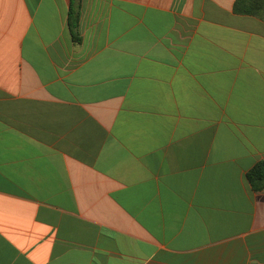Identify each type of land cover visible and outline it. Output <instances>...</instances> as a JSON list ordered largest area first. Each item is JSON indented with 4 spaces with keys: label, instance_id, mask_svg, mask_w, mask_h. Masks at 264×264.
Returning a JSON list of instances; mask_svg holds the SVG:
<instances>
[{
    "label": "crops",
    "instance_id": "crops-1",
    "mask_svg": "<svg viewBox=\"0 0 264 264\" xmlns=\"http://www.w3.org/2000/svg\"><path fill=\"white\" fill-rule=\"evenodd\" d=\"M235 1L0 0V264H264V23Z\"/></svg>",
    "mask_w": 264,
    "mask_h": 264
},
{
    "label": "trees",
    "instance_id": "trees-1",
    "mask_svg": "<svg viewBox=\"0 0 264 264\" xmlns=\"http://www.w3.org/2000/svg\"><path fill=\"white\" fill-rule=\"evenodd\" d=\"M234 12L238 15L257 18L264 23V0H236L234 4ZM78 23V13L71 10L70 26L76 40L78 39ZM247 179L254 191L264 190V162H258L247 173Z\"/></svg>",
    "mask_w": 264,
    "mask_h": 264
}]
</instances>
